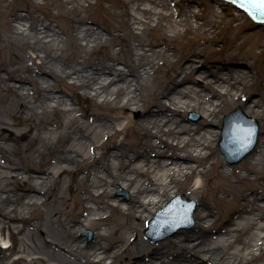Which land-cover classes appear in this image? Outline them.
<instances>
[{
    "label": "bare ground",
    "instance_id": "1",
    "mask_svg": "<svg viewBox=\"0 0 264 264\" xmlns=\"http://www.w3.org/2000/svg\"><path fill=\"white\" fill-rule=\"evenodd\" d=\"M81 1L52 0V5L87 56L78 52L72 58L63 57L69 38L57 21L55 27L38 16L0 14V26L7 31L0 32V80L9 82L0 83V115L31 121L28 130L14 129L8 121L0 123L5 135L0 140V183L30 184L22 192L0 194L8 205V212L0 209V250L10 251L0 264H107L109 258L113 264H260L264 257V130L261 149L241 165L224 164L214 150L225 109L239 104L248 116L264 122L263 99L244 98L252 76L245 68L201 70L195 56L181 57L183 49L171 48L180 36L174 22L191 32L190 17L203 18L193 13L192 0L186 8L177 0H109L104 7L105 25L83 15ZM221 1L226 0H218L215 8L220 9ZM175 5L181 8L177 16ZM154 27L162 38L145 40L143 34ZM199 29L208 35L213 27L207 21ZM30 37L34 42L24 43L23 49L19 40ZM240 39L241 34L231 44ZM117 47V54L125 47L128 58L114 55ZM97 49L109 54L88 56ZM172 56L177 58L174 64ZM26 60L36 69L32 79L22 77ZM164 64L172 65L167 74L161 71ZM59 81L80 92L81 101L91 106H78L59 91ZM6 102L10 105L4 107ZM193 106L204 116L198 124L184 117ZM129 108L140 110L142 118L121 122ZM129 129L146 140L141 145L154 155L124 148ZM19 140L31 164L29 171L22 169L20 161H8L2 155V149L11 152L12 143L19 145ZM44 154L49 155L47 159L40 158ZM211 159L210 166L205 164ZM44 166L48 169L43 170ZM210 172L216 174V202L227 204L228 212L241 209L224 226H217L219 213L198 196ZM86 179L90 183L83 187ZM249 184L255 188L243 195ZM48 185L54 186L51 194L50 187L43 188ZM72 185L79 196L68 194L67 187ZM119 188L131 194L130 202L115 193ZM172 197L156 214L155 226L159 231L180 229L165 242L154 243L142 233L147 218ZM22 203L25 210L16 207ZM75 206L82 211L76 213ZM44 207L49 208L47 217L41 215ZM36 208L40 217L28 219L30 209ZM192 214L196 225L187 228ZM23 221L26 232L20 226ZM84 228L101 230L93 243L81 238Z\"/></svg>",
    "mask_w": 264,
    "mask_h": 264
},
{
    "label": "rangeland",
    "instance_id": "2",
    "mask_svg": "<svg viewBox=\"0 0 264 264\" xmlns=\"http://www.w3.org/2000/svg\"><path fill=\"white\" fill-rule=\"evenodd\" d=\"M95 1L96 0H90L89 3L85 2L84 0L81 1L80 7H82L84 10L83 15L91 17L92 19L99 21L105 25L108 23V21L106 19V15L104 14V7L109 5V2H108L109 0H97L98 3L94 4L93 2ZM181 1H183V4L181 5L182 8H186L188 6V2H187L188 0H177V2H181ZM192 1L193 2L191 3V5H192L193 13L195 14L200 13L201 15H203V18L196 19L193 16L190 17V21L193 27V31L191 32H188L184 25H178L176 22H174L178 28L180 36H178L174 40L173 46L171 48L173 49L175 47H178V48L183 49V52H180L181 57L188 56L192 58L195 56V58L197 59L196 64L199 66V68H201V70L208 71V70L214 69L215 67L245 68L246 72H249V75L252 76L251 77L252 82H251L250 88H248L247 91H245L244 98H247L250 101L255 100V99H263L264 101V24H261L258 29H251L250 26L255 25L256 22L246 12H243L242 10L237 8L232 2H228L227 0L221 1L220 9L215 8L216 2L218 0H192ZM52 3H53L52 0H0V14L7 15L8 13L12 12L13 14H16V13L21 14L24 17H28L29 15L38 16L41 19L45 20L46 22L51 23L55 27H56V23H54V21H57V23L61 25L65 34L67 35V39L69 38L68 48L66 51L62 53L63 57L72 58L78 52L81 53V55L83 56H87L86 54H84V52H81L78 49L76 42L74 41L73 38H71L70 32L66 28L65 19L58 14L57 8L54 7ZM179 9H181L179 5L178 6L175 5L173 8V12L175 13L176 16H177L176 10H179ZM215 12H218V13L215 14ZM182 18L184 17H176L175 20H181ZM207 21L213 27V30L211 33H209L208 35H205L204 29L196 30V27L198 25H202ZM11 24L16 25V22L11 21ZM153 24L154 25L157 24L156 19L155 21H153ZM163 24L167 25V21H164ZM208 27H211V26H208ZM57 30H60V29L57 28ZM0 32L7 33V31H5L3 27L1 26H0ZM167 33L169 35H174L172 31H168ZM117 34H119V37L123 35V33H119V32H117ZM239 34L243 36V39H240L236 44H231L232 40ZM143 38L147 41H152V40H159L162 37H161L160 30L154 27L152 29L147 30V32L143 34ZM214 38L219 39V42H213ZM259 40H261V44H258L260 42ZM33 42L34 40L32 37L19 40V44L21 45L23 49H24V43L32 44ZM118 49L120 48L117 47L116 50L113 51L114 55L121 57V58H128V55H129L128 50L125 47L123 48V51L121 52V54H117ZM26 51L29 54H35L33 49H26ZM251 52L253 54H252L251 59L249 60L247 56ZM19 53L22 54L21 51ZM100 53H103V55L105 54L106 56L109 54L108 50L100 51V49H97L95 51L93 50V51L88 52V56L95 57V56L100 55ZM239 53H243V55H240ZM40 55L43 56L44 53L40 52ZM176 59L177 58L174 56L170 57V60L173 62V64L176 61ZM38 62L39 60L36 61L35 64L39 65ZM25 64L27 65V69L22 72V77H25V78L27 77L29 79H32L33 74L36 72L35 67H33L32 65L33 62L30 60H26ZM171 67L172 65H168V64L161 65V71L164 74H167L170 72ZM198 77L201 80V84L205 85L206 84L205 81H203L200 76ZM1 82L5 84L9 83L6 80H0V83ZM57 85H58L59 91H61L64 95L72 97L74 101L76 102V104H78V106H81V105L84 107L91 106V103L89 101L87 100L81 101L80 92L74 93L70 88H68L66 84L60 81L57 82ZM29 87L31 86L29 85ZM8 105L10 104L6 102L4 104V107ZM241 107H242L241 105L237 104L223 111L221 115L220 134L214 140V150L217 153L218 158L221 159L222 162L228 166L230 164H228L225 156L220 151L219 143H220L222 134L224 133L226 116H228L229 114H231L232 112L236 111L238 108H241ZM241 109L243 112L245 111L244 107H242ZM123 113L126 117L122 119L121 122H124L125 119H127L128 117H131V119H134V120H140L143 116L140 110L136 112H132V109L130 108L126 109ZM245 115L248 116L249 114L245 113ZM184 117L188 122H191L193 124L200 123L202 119L204 118V116L200 112H198L197 109L194 108V106L186 110ZM248 117L258 122V125H259L258 143L252 154H250L242 162L238 164H234L233 166L230 165V167L238 166L248 161L249 158H251V156L254 155L257 152V150H260L262 147V135H263V130H264V122L262 119H258L256 117L254 118L253 116H248ZM3 121L10 122L11 124H13L12 128L19 129V130H28L30 129V126H31V121L24 116H16V117L10 118V117H3L2 115H0V123ZM6 135L8 136V134ZM3 136L5 135L3 133L2 127H0V140H2ZM18 142H19V145H16V143H12L13 150L11 152H6L4 149H2V155L8 161L10 160H17L18 162L20 161L19 164L22 167V169L29 171L31 164L27 162L25 158L26 153H24V149L22 146L23 141L19 140ZM145 142L146 140L141 139V135L139 133H136L134 130L129 129V135L127 137L124 148H126L129 151H133L134 154L145 152L147 155H150V156L154 155V152L147 151L145 149L146 147H143V145H141ZM168 152L172 153L173 150L168 149ZM207 153H211V150H208ZM48 156L49 155L44 154L40 158L47 159ZM213 161L214 159L208 160L205 162V164L210 166ZM199 163L201 164V162ZM46 169L48 168L44 166L43 170H46ZM91 173L92 172H90V174ZM215 175L216 174L214 172H210L207 175L206 185L203 189V192L202 193L200 192L198 196L199 198L208 202L213 207V209L219 213L220 219L217 223V226H224L226 222H228L230 219L233 218L234 215L240 213L241 209L239 207H235L228 212L227 204L216 202L217 200H215V194H217L216 192L217 183H215L216 182ZM83 176H86V175L83 174ZM62 178L66 179V175L63 174ZM71 178L72 176H69L67 179L70 180ZM196 180H197V177H195L192 180L193 184H195ZM186 181H187V178L180 181L179 186L182 187V185H184ZM89 183H90L89 180L86 179L84 180V183H82L83 184L82 186L84 187L85 185H88ZM64 184L65 182L63 180L61 181L60 186ZM4 186L5 188H3ZM29 186L30 184L28 183H20V184L0 183V188H2L3 190V191H0V194L4 192H9V191L22 192V190H25ZM48 187H50L48 194L53 193L54 186L48 185L43 188L47 190ZM57 188H59V186ZM252 188H255V185L249 184L245 188L243 195H248L249 191ZM67 191L69 195L70 194L75 195V196L80 195V191L78 190V188L73 185L71 187H67ZM115 193H117L118 196H123L125 200L127 201V203L130 202L129 200L131 198V194L127 190L119 188L115 191ZM247 199L249 202H251V204H253L252 199H250L249 197H247ZM172 200H173V197L169 198L168 201H166L161 208L154 210L152 214L147 218L146 225L142 233L144 237L148 238L154 243L165 242L166 240L171 238L169 237L165 240L155 241L154 239L148 237L145 231L148 229V223L156 216L159 210L167 206ZM87 205H93V203H88ZM197 205H198V201H197ZM16 207L22 210L26 209L24 206V203L20 204V207L19 205ZM7 208H8L7 203L3 202L0 199V209H3L4 211L8 212ZM74 209L76 213L77 212L79 213L82 211L80 209V206L78 207L75 206ZM39 211L40 209L38 208L30 209V213L27 214L26 217L28 219L30 218L33 219L36 217L39 218L40 217ZM226 212L228 213L226 214ZM48 213H49L48 207H44L41 210V215L43 216L46 215L47 217ZM46 217L43 218L45 223H46ZM65 218L67 217L65 216ZM195 225H196V218L194 219L193 226L189 228H194ZM20 226L24 229V232L27 231L28 226L26 224V221H23L22 223H20ZM54 228L56 229L57 233H59L58 232L59 226L55 225ZM88 231H91L93 233V238L89 237V235L87 234ZM100 231H101L100 229L98 230L95 228L87 229V230L84 228L80 231V236L85 241L93 243ZM3 233L5 237L7 238L10 237L8 231H4ZM160 235L161 234H159L158 236ZM11 243L13 245L15 243L14 240L11 239ZM9 253H10L9 250L4 251L3 253L0 250V259L8 255ZM106 263L113 264V260L109 258L106 260ZM260 263H264V257Z\"/></svg>",
    "mask_w": 264,
    "mask_h": 264
},
{
    "label": "water",
    "instance_id": "3",
    "mask_svg": "<svg viewBox=\"0 0 264 264\" xmlns=\"http://www.w3.org/2000/svg\"><path fill=\"white\" fill-rule=\"evenodd\" d=\"M232 1L241 10L248 12L257 22H264V15H261L252 3H245L244 0H229ZM261 24L256 23L251 25V29H258ZM250 124L251 126H247ZM248 127V128H245ZM259 138V125L258 122L249 118L238 108L225 118L224 134L219 144L221 152L225 155L227 161L231 164H238L246 159L255 149ZM181 199V197H179ZM188 202H184L186 205ZM195 205V202H191ZM191 205V206H192ZM162 212V211H161ZM157 219L150 222V227L147 230V236L154 238L156 241L165 240L172 236L174 231L166 232L160 237H155L154 225ZM194 223L193 214L187 222V226L192 227ZM90 238H93V233L88 232Z\"/></svg>",
    "mask_w": 264,
    "mask_h": 264
},
{
    "label": "snow or ice",
    "instance_id": "4",
    "mask_svg": "<svg viewBox=\"0 0 264 264\" xmlns=\"http://www.w3.org/2000/svg\"><path fill=\"white\" fill-rule=\"evenodd\" d=\"M245 3H252L256 7L257 11L264 15V0H244Z\"/></svg>",
    "mask_w": 264,
    "mask_h": 264
}]
</instances>
